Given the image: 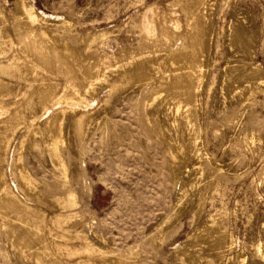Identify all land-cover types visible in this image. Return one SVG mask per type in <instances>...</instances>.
Here are the masks:
<instances>
[{"label":"rangeland","instance_id":"obj_1","mask_svg":"<svg viewBox=\"0 0 264 264\" xmlns=\"http://www.w3.org/2000/svg\"><path fill=\"white\" fill-rule=\"evenodd\" d=\"M0 264H264V0H0Z\"/></svg>","mask_w":264,"mask_h":264},{"label":"bare ground","instance_id":"obj_2","mask_svg":"<svg viewBox=\"0 0 264 264\" xmlns=\"http://www.w3.org/2000/svg\"><path fill=\"white\" fill-rule=\"evenodd\" d=\"M55 209H57V208H55ZM52 211H55V210H52Z\"/></svg>","mask_w":264,"mask_h":264}]
</instances>
